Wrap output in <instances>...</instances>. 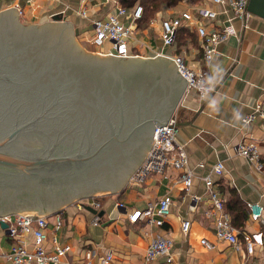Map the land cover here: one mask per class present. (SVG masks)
<instances>
[{
    "label": "crops",
    "instance_id": "0c3cea01",
    "mask_svg": "<svg viewBox=\"0 0 264 264\" xmlns=\"http://www.w3.org/2000/svg\"><path fill=\"white\" fill-rule=\"evenodd\" d=\"M119 5V0H0V11L11 7L22 9L21 18L27 24H42L62 17V21L72 23L79 42L90 46L92 21L107 19ZM202 7L212 8L217 17L204 21L196 14L198 21L184 28L185 32L178 35L173 47H166L160 35L162 20L177 17L186 10L196 12ZM83 10H87L88 17L81 15ZM122 21L130 24L128 17ZM247 23L248 27H243V22L234 17L228 6L214 4L212 0H182L177 6H165L145 25L134 24L137 29L130 41L134 57L154 58L159 53L181 55L196 68L203 64L199 27L205 26L208 31L233 27L237 36H230L219 46V54L210 64V81L215 87L210 99L202 102L197 92L186 87L174 114L179 127L178 140L185 146L189 169L194 173L190 195L177 181L184 170L168 168L164 174H152L140 184L130 178L125 188L115 195L95 196L101 204L97 210L104 211L103 216L80 208V202L63 208L56 213L63 219L62 227L53 234L51 221L49 234L56 237L59 245L73 246L64 261L75 263L84 257L86 250L93 248L99 254L94 264H101L108 252L114 255L112 264H147V249L160 233L174 241V264H264V214L259 221L249 217L243 228L235 226L242 241L240 250L218 243L215 222L205 215L212 209L203 181L206 176L214 180L227 205L236 198L247 207L250 203L264 207V120L257 117L250 124L243 122L244 116L254 112L257 105H264V18L251 13ZM110 49L111 45L107 44L105 50ZM245 142L257 143L262 169L238 154V146ZM219 162L225 166L221 176L214 173V166ZM168 195L173 200L171 215L162 227L144 219L130 221L129 214L134 210H143L148 202ZM194 195L200 196V201L194 202ZM119 202L124 204L123 208L117 207ZM96 217L101 218L99 224H94ZM185 220L192 224L188 234L182 231ZM244 235L256 242L252 255L246 250ZM27 239L30 241L31 235ZM203 239L214 243L215 248H206ZM48 244L52 251L51 238ZM9 247L7 230L0 227V248ZM0 264L7 263L0 259ZM149 264L167 263L162 257Z\"/></svg>",
    "mask_w": 264,
    "mask_h": 264
},
{
    "label": "water",
    "instance_id": "95a60500",
    "mask_svg": "<svg viewBox=\"0 0 264 264\" xmlns=\"http://www.w3.org/2000/svg\"><path fill=\"white\" fill-rule=\"evenodd\" d=\"M248 11L264 18V0ZM187 82L170 58L100 55L71 22L27 24L15 7L0 11V217L52 216L124 189Z\"/></svg>",
    "mask_w": 264,
    "mask_h": 264
},
{
    "label": "built area",
    "instance_id": "2783aa9c",
    "mask_svg": "<svg viewBox=\"0 0 264 264\" xmlns=\"http://www.w3.org/2000/svg\"><path fill=\"white\" fill-rule=\"evenodd\" d=\"M31 1V0H30ZM214 4L228 6L235 18L243 22V27H248L247 20L251 13L248 11L250 0H212ZM20 16L23 10L18 9ZM144 7L136 6L133 12L129 9L118 6L114 12H111L107 19H95L92 21V35L89 38L90 46L94 47V53L106 56L130 58L134 57L130 41L137 29L134 24L142 19ZM196 14L202 20H214L217 12L209 7H202L193 12L186 10L179 16L163 19L161 22V39L166 47H173L176 42V36L180 29L189 28L193 22H197ZM83 17H88L87 10L81 12ZM123 17H128L130 24L122 21ZM197 34L201 39V51L203 64L200 67L190 66L181 55H171L159 53L157 56L167 57L177 61L178 67L187 82V89L197 92L199 99L205 102L210 99L215 87L210 81V64L219 54V46L227 41L230 36H237L233 27L208 31L207 27L201 26L197 29ZM107 44L111 45L110 50H105ZM257 117L264 120V105L259 104L254 112L244 116L243 122L252 123ZM178 121L173 116L165 126L157 127L154 133L156 137L141 167L132 175L131 181L140 184L152 174H164L168 168L184 172L178 178V182L184 185L185 191L190 195L193 186L194 173L189 169V156L184 144L178 140ZM238 154L243 156L249 162H253L257 168L262 169L263 164L259 148L256 142H245L238 146ZM224 164L217 163L214 166V173L221 176L224 172ZM209 201L212 203V209L207 210L205 215L208 219L215 222L216 239L218 243H226L235 249H241V238L239 231L233 223V217L227 208V200L216 188L214 180L210 176L203 178ZM194 202L200 201V196H192ZM173 200L168 196L160 198L156 202H148L143 210H134L129 214L131 222H137L139 219L149 220L150 223L160 228L171 215ZM90 205L95 209H100L101 204L95 200L80 202V208ZM118 208H123V203H117ZM250 218L253 221H259L263 218L264 207L260 203H250ZM34 216L31 213H18L14 216L0 217L1 223H7V234L10 240L9 249L0 248V259L7 264H94L99 257L98 252L90 248L86 250L84 257L75 262H66L64 258L73 250V246H61L57 243L53 235L60 230L63 225V219L60 214H55L53 234H49L48 214H38ZM154 216H157L154 219ZM101 218L96 217L94 224H99ZM191 222L185 220L182 223V231L188 234L191 229ZM31 235L30 241L27 236ZM52 239V251L49 250V239ZM243 242L249 255L254 253L256 242L249 235H244ZM202 244L208 248H215V244L209 240L203 239ZM174 241L171 237L157 234L151 241L146 254L147 264L153 263L159 258H166L167 264H174V255L172 249ZM113 253L108 252L103 258L101 264H112Z\"/></svg>",
    "mask_w": 264,
    "mask_h": 264
},
{
    "label": "trees",
    "instance_id": "16d2710c",
    "mask_svg": "<svg viewBox=\"0 0 264 264\" xmlns=\"http://www.w3.org/2000/svg\"><path fill=\"white\" fill-rule=\"evenodd\" d=\"M182 0H119L120 5L126 9H132L137 3L142 4L144 7V14L141 20L138 21L139 26L149 23L157 12L162 10L165 6L173 7L177 6ZM185 32L184 28L180 29L177 33L176 39L179 38V34ZM189 37H193V34L187 31ZM227 208L233 217V223L237 228H243L245 221L250 217V210L239 199H233L228 203Z\"/></svg>",
    "mask_w": 264,
    "mask_h": 264
},
{
    "label": "rangeland",
    "instance_id": "374dc122",
    "mask_svg": "<svg viewBox=\"0 0 264 264\" xmlns=\"http://www.w3.org/2000/svg\"><path fill=\"white\" fill-rule=\"evenodd\" d=\"M57 18V20H60V19H62V17H56ZM82 43V42H81ZM83 44V46L84 47H86L87 49H88V51H91V52H94L95 50H94V47L93 46H86V44L85 43H82ZM101 195V194H100ZM42 214H44L45 215V213H42ZM55 215H52V216H50L49 217V221H50V223H51V221H53V223L55 222L53 219L55 218L54 217Z\"/></svg>",
    "mask_w": 264,
    "mask_h": 264
},
{
    "label": "flooded vegetation",
    "instance_id": "af4514ba",
    "mask_svg": "<svg viewBox=\"0 0 264 264\" xmlns=\"http://www.w3.org/2000/svg\"><path fill=\"white\" fill-rule=\"evenodd\" d=\"M31 138H33V139H36V140H43V141H46V140H48L47 138H40V137H31ZM40 146V145H39ZM42 146V148H47V147H50L51 145H49V144H45V145H41ZM66 146H68L69 147V144H66ZM77 146V144L76 143H74V147H76ZM35 148H36V146H35Z\"/></svg>",
    "mask_w": 264,
    "mask_h": 264
}]
</instances>
